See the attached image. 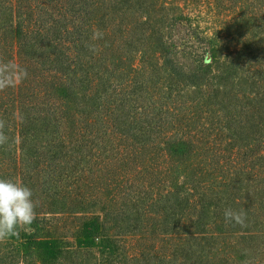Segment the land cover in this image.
Here are the masks:
<instances>
[{
	"label": "trees",
	"instance_id": "16d2710c",
	"mask_svg": "<svg viewBox=\"0 0 264 264\" xmlns=\"http://www.w3.org/2000/svg\"><path fill=\"white\" fill-rule=\"evenodd\" d=\"M146 1L0 0V59L28 72L0 92V179L39 201L0 264H264V38L225 63L234 90L220 94L206 63L179 78ZM197 77L205 92L156 87ZM193 153L182 183L159 176L156 155L180 172ZM228 246L234 257L213 260Z\"/></svg>",
	"mask_w": 264,
	"mask_h": 264
},
{
	"label": "rangeland",
	"instance_id": "374dc122",
	"mask_svg": "<svg viewBox=\"0 0 264 264\" xmlns=\"http://www.w3.org/2000/svg\"><path fill=\"white\" fill-rule=\"evenodd\" d=\"M144 9L145 17L147 15L154 16L153 24L157 26L159 24L162 29V40L167 45H173L174 62L181 71L179 78L184 80L198 74L199 65L206 63L212 68V72L208 75L211 76L213 73L215 76L210 82L212 89L219 90L220 94L234 90L229 82L225 89L222 87L226 83V81L222 82L223 78H220L226 76V74L222 75V70L226 72L224 66H230L225 63L230 61L235 52L242 49L243 44L250 43L248 51L251 52L257 49L255 45L261 38H264V28L258 29L260 24L264 25V0H148L144 4ZM150 41L154 42V37ZM139 56V54H134L135 61L133 63H136L135 65H138ZM197 78L183 81L178 85H175L174 82H166L163 78H160L162 81L155 80L157 88L169 86L172 88L173 94L177 89L183 93L188 92L189 84L192 81H195V84L202 83L201 90L205 92L207 90L206 82L201 77ZM217 100H220V96ZM200 145L205 150V141ZM156 156L155 161L163 166L162 172L158 173L159 176L167 174L166 177H170L171 180L174 179L178 183L183 182L185 173H189L192 169H188V167L193 165L197 159L194 153L191 154L184 163V167L187 169L177 172L171 164H165L161 157ZM144 159H142L144 163H147L146 157ZM165 170L168 172L165 173ZM179 174L181 175L179 176ZM92 211L99 210L97 208ZM7 243H9L8 240L1 243V249L6 254L7 250L3 244ZM211 251L213 254L211 257L218 262L224 254L235 256L233 246L225 247L224 251H219V253L217 250ZM17 263L21 264V260L8 258L4 262V264Z\"/></svg>",
	"mask_w": 264,
	"mask_h": 264
},
{
	"label": "clouds",
	"instance_id": "9594fccd",
	"mask_svg": "<svg viewBox=\"0 0 264 264\" xmlns=\"http://www.w3.org/2000/svg\"><path fill=\"white\" fill-rule=\"evenodd\" d=\"M103 38V32L94 30L92 39ZM90 51L96 52L95 47ZM28 77L26 69L21 68L14 61L0 59V92L14 88ZM6 121L0 119V147L9 143V136L5 134ZM33 191L21 182L11 179H0V243L13 236H18V230H28L37 217L36 208L39 201L33 199ZM225 223L247 227V213L244 209L234 210L226 208L223 212ZM244 264H250L245 261Z\"/></svg>",
	"mask_w": 264,
	"mask_h": 264
}]
</instances>
